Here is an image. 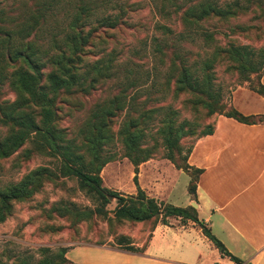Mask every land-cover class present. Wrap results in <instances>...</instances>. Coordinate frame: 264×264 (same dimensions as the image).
Wrapping results in <instances>:
<instances>
[{
    "label": "rangeland",
    "instance_id": "obj_1",
    "mask_svg": "<svg viewBox=\"0 0 264 264\" xmlns=\"http://www.w3.org/2000/svg\"><path fill=\"white\" fill-rule=\"evenodd\" d=\"M89 1L0 0V12L7 18L0 13V20L21 22L38 6L50 9L43 12L47 13V22L32 38L42 51L52 49L53 55L58 53L51 44L53 36L61 40L71 29L78 10L87 7ZM204 1L178 0L179 11L172 6L163 9L162 0L90 1L101 11L109 8L110 12L114 5L125 4L127 8L126 26L111 31L114 38L106 39L95 51L115 50L116 69L110 78L88 83L87 90L59 93L55 99L56 126L75 151L84 154L85 163L92 164L90 172L99 174L103 187L129 195L135 185L138 187L142 163L168 160L176 167L188 165L195 142L214 128L218 116L230 115L234 93L241 88H260L264 77V0H216L218 4L239 2V8L229 17H213L186 26L181 14ZM101 11L100 16L104 13ZM86 14L82 13L81 19ZM235 49L249 54L254 69L241 67L234 57ZM174 58L175 75L183 61L187 65L197 63L198 69L204 61L212 62L210 73L214 92L219 93L218 105L211 104L203 94L176 90L174 79L170 80ZM43 71L49 73L51 67ZM136 78L142 79L135 82ZM16 98L9 81L0 85V104ZM104 107L113 112L108 113L107 128L103 130L111 139L103 144L101 161L97 162L86 151L83 131L92 126L95 114ZM9 130L0 121V137H6ZM129 135L140 138L135 148L125 143ZM169 135L177 140L171 148ZM33 140L12 157L0 160V189L32 173L42 174L34 192L26 199L12 201L6 220L0 222V264H41L48 259L52 264H73L68 250L75 244L119 248L116 238L121 235L145 241L146 232L134 237L142 224L116 219V200L106 203L68 173L57 155L39 151ZM106 159L109 161L102 165ZM196 177L191 174L192 186Z\"/></svg>",
    "mask_w": 264,
    "mask_h": 264
},
{
    "label": "trees",
    "instance_id": "obj_2",
    "mask_svg": "<svg viewBox=\"0 0 264 264\" xmlns=\"http://www.w3.org/2000/svg\"><path fill=\"white\" fill-rule=\"evenodd\" d=\"M90 1L93 4L96 3V0ZM90 1L87 7H81L78 10L72 25L69 26L71 29L61 40H58L56 35L53 36L51 44L58 51L57 54L53 55H50L52 49L42 51L32 38L37 36L36 34L43 24L47 22V13L44 14L43 12L50 9L47 10L44 6H38L39 8L32 10L21 22L10 19L3 20L4 18L0 20L2 23L0 25V85L9 81V86L17 95L13 102L0 104V121L10 129L6 137H0V160L12 157L28 141L34 139L35 141H33L39 151L57 155L68 173L77 177L106 203L116 200L117 206L114 215L117 220L144 224L149 226L151 230L158 223L167 224L172 218L181 219L183 223L191 220L201 226L205 236L216 246L222 256L230 258L237 264H242V261L233 256L223 243L212 234L210 229L199 221L193 207L184 209L166 204L150 197L139 185L136 195H124L103 187L99 174L90 172L92 164L85 163L84 154L75 151L72 143L65 140L57 128L58 111L55 103L57 95L77 88L87 90L88 83L93 85L102 78H110L116 69L115 63L118 60V54L115 50L110 52L102 51V49L98 52L95 51L99 46H103L102 44L105 43L106 39L114 38L115 33L111 31H117L126 26L127 8L125 4L114 5L110 12H108L109 8L101 11L98 9L99 7L89 4ZM218 3L219 1L216 0H207L190 6L181 14V19L186 26L191 27L205 19L229 17L233 15L234 9L239 8V2L236 1ZM162 4L163 9L168 6L174 7L176 11L181 9L178 0H162ZM115 10L117 12L114 14ZM98 11L105 14L100 16ZM86 12L84 19H81V14ZM1 15L6 18L3 12ZM85 29H87V33H84ZM234 51V57L241 63L243 69H254L248 60L249 54L244 49H235ZM175 60L174 58L170 80L174 79L176 90L184 91L187 89L197 94H203L211 104L218 105L219 93L214 92L210 73L212 62L206 60L202 63L203 67L198 69L197 63L187 65L183 61L179 73L175 75ZM47 66L51 67L49 73L43 71ZM8 69L12 71L5 72ZM141 79L136 78L134 81L137 82ZM255 91L264 96L262 84ZM230 112V115L226 117L234 118L245 124L264 123L263 115L244 116L234 107ZM108 113H113L109 107L99 110L94 116L95 122L92 126L83 131L86 151L92 156L93 161H101L102 146L111 139V136L103 131L107 128ZM213 130L214 128H210L201 137L211 134ZM168 133L173 134V130L170 128ZM170 135L167 137V142L171 148L176 145L177 140L175 141ZM128 137L125 142L126 145L135 148L140 138L132 135ZM108 161L109 159L104 160L102 165ZM177 168L187 172L190 178L191 174H196L195 186H192V178L189 184L190 194L196 195V188L202 171L188 165ZM41 176L42 174L39 172L32 173L19 183L0 189V222L6 220L12 201L26 199L34 192ZM117 237V242H115L119 248L132 252L140 251L133 245V240L128 236ZM41 264L52 263L48 259L43 260Z\"/></svg>",
    "mask_w": 264,
    "mask_h": 264
},
{
    "label": "crops",
    "instance_id": "obj_3",
    "mask_svg": "<svg viewBox=\"0 0 264 264\" xmlns=\"http://www.w3.org/2000/svg\"><path fill=\"white\" fill-rule=\"evenodd\" d=\"M232 106L244 116H264V96L248 88L234 93ZM188 165L202 171L196 200L189 192L190 175L168 160L142 163L138 185L166 204L193 207L199 221L242 264H264V123L218 116L213 132L195 142ZM137 190L135 185L129 195ZM144 232L145 241L133 240L138 252L85 243L70 248L68 259L74 264H237L222 256L191 220L172 218L152 230L143 224L134 237Z\"/></svg>",
    "mask_w": 264,
    "mask_h": 264
},
{
    "label": "water",
    "instance_id": "obj_4",
    "mask_svg": "<svg viewBox=\"0 0 264 264\" xmlns=\"http://www.w3.org/2000/svg\"><path fill=\"white\" fill-rule=\"evenodd\" d=\"M193 206L196 207V204H194Z\"/></svg>",
    "mask_w": 264,
    "mask_h": 264
}]
</instances>
